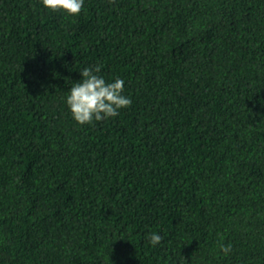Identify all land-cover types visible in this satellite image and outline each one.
<instances>
[{
    "label": "trees",
    "instance_id": "obj_1",
    "mask_svg": "<svg viewBox=\"0 0 264 264\" xmlns=\"http://www.w3.org/2000/svg\"><path fill=\"white\" fill-rule=\"evenodd\" d=\"M97 64L132 104L79 125ZM0 264H264V0H0Z\"/></svg>",
    "mask_w": 264,
    "mask_h": 264
},
{
    "label": "clouds",
    "instance_id": "obj_2",
    "mask_svg": "<svg viewBox=\"0 0 264 264\" xmlns=\"http://www.w3.org/2000/svg\"><path fill=\"white\" fill-rule=\"evenodd\" d=\"M41 6L50 11H60L71 17L79 15L85 0H39ZM80 78L68 89L64 102L72 119L79 125L91 124L116 117L121 109L132 104L130 96L125 94L123 78L117 76L107 80L101 74L100 65L85 66L79 71ZM163 237L158 232L147 234L148 243L158 246ZM220 252L228 256L232 245L220 244Z\"/></svg>",
    "mask_w": 264,
    "mask_h": 264
}]
</instances>
